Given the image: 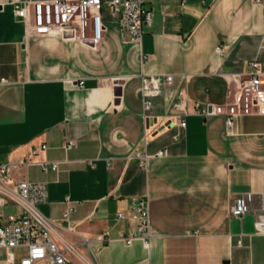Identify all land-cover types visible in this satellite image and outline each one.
Segmentation results:
<instances>
[{"label":"crops","instance_id":"crops-1","mask_svg":"<svg viewBox=\"0 0 264 264\" xmlns=\"http://www.w3.org/2000/svg\"><path fill=\"white\" fill-rule=\"evenodd\" d=\"M11 1L0 0V164L17 165L13 182L46 183L41 213L66 225L65 200L74 202L69 239L87 241L80 251L99 264H264V234L255 230L264 115L238 117L227 134L223 117L202 114L236 91L250 62L264 72V0H145L152 21L142 40L128 42L105 17L96 50L26 35ZM149 75L173 80L146 119ZM137 153L148 156L145 168ZM43 161L58 170L43 172ZM246 192L249 213L232 217ZM136 199L148 203V249L119 239L135 223L117 214Z\"/></svg>","mask_w":264,"mask_h":264},{"label":"built area","instance_id":"built-area-1","mask_svg":"<svg viewBox=\"0 0 264 264\" xmlns=\"http://www.w3.org/2000/svg\"><path fill=\"white\" fill-rule=\"evenodd\" d=\"M260 3L261 0H252ZM15 16L25 25L26 35L60 36L63 40L79 42L96 50L106 32L105 17L116 22L125 40L139 43L143 37V28L149 27L152 12L145 7V0H12ZM218 53L224 48L218 46ZM146 64L147 57H142ZM251 72L241 82L223 104L206 105L204 116H221L227 134H232L235 121L240 116L264 115V72L257 62L249 63ZM170 75L143 76L141 95L143 112L147 119L152 106V99L158 97L166 85L172 83ZM182 127L185 126L181 122ZM74 146L68 142L66 149ZM45 150L46 146H41ZM34 151L33 154H37ZM166 151L156 154L165 156ZM140 168L146 167L148 156L137 153L134 156ZM58 162L40 163L43 172H56ZM16 164H0V264H99L98 261L80 251L79 246L87 248L85 240L72 243L69 239L72 230L70 216L76 210V204L65 200V208L59 224L46 218L39 206L47 202L46 183L13 182L12 172ZM264 182V180H263ZM254 194L246 192L234 198L229 212L234 218H242L250 211ZM13 212L6 215L5 209ZM119 220L128 219L135 223V228L119 239L126 245L140 241L145 249L150 246L148 203L145 199L130 202L129 210L117 214ZM255 230L264 234V198L255 222Z\"/></svg>","mask_w":264,"mask_h":264},{"label":"rangeland","instance_id":"rangeland-1","mask_svg":"<svg viewBox=\"0 0 264 264\" xmlns=\"http://www.w3.org/2000/svg\"><path fill=\"white\" fill-rule=\"evenodd\" d=\"M13 212V209L11 208V207H7L6 209H5V214L6 215H8V214H11ZM16 264H18L17 262H16ZM45 264V263H44Z\"/></svg>","mask_w":264,"mask_h":264}]
</instances>
